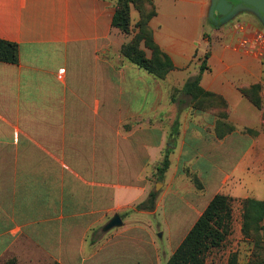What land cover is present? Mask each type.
<instances>
[{
	"label": "crops",
	"instance_id": "crops-1",
	"mask_svg": "<svg viewBox=\"0 0 264 264\" xmlns=\"http://www.w3.org/2000/svg\"><path fill=\"white\" fill-rule=\"evenodd\" d=\"M155 3L150 26L175 65L167 78L179 75L184 86L200 72L196 50L209 43V0L183 11ZM114 13L112 0H0V38L19 46L18 63L0 62V264H165L221 192V171L210 159L220 141L229 156L241 157L229 175L233 212L237 197L264 200V173L252 158L264 144L262 119L239 91L262 78L259 56L241 43L258 24L244 18L220 38L212 35L201 79L227 97L230 121L246 132L219 138L209 130L216 118L195 114L197 123L182 129L186 139L168 143V129L152 123L159 84L121 54L133 34L113 26ZM182 95L175 101L187 102ZM130 120L146 122L131 127ZM186 163L203 191L181 194L163 180ZM156 171L163 182L152 180ZM151 192L154 207H140ZM116 214L122 226L105 231ZM187 215L189 229L175 243ZM161 229L163 246L155 238Z\"/></svg>",
	"mask_w": 264,
	"mask_h": 264
},
{
	"label": "rangeland",
	"instance_id": "rangeland-1",
	"mask_svg": "<svg viewBox=\"0 0 264 264\" xmlns=\"http://www.w3.org/2000/svg\"><path fill=\"white\" fill-rule=\"evenodd\" d=\"M114 4H116L117 0H112ZM154 1V0H153ZM161 11L172 9L174 11H183V10H195L199 4L200 0H155ZM154 1V3H155ZM236 4H240V2H237ZM156 5V3H155ZM242 5V6H241ZM236 11L230 15L227 18H224V16L218 15L216 12L212 14V7H213V0H209V5L207 12L205 14L204 19V33L203 38H206L208 42L202 41L203 44L201 45L200 51L201 53H198V49L196 50V53L194 54V59L192 63L199 66L202 64V62L205 59V56L207 53H209V58L212 53V43L211 37L212 35H216V38H220L221 35L231 26L234 24H237L238 22H241L244 18H250L253 22L258 24L259 29L258 31H262L264 33V16L257 13L247 4H241ZM244 5V6H243ZM157 6V5H156ZM158 9V8H157ZM140 18V12L139 10L132 4L131 7V29L132 34L134 35L136 28V23ZM257 31V30H256ZM148 55L151 54V51L148 48H145ZM258 57V56H257ZM209 58L207 59L208 66L210 68L209 64ZM260 59L259 65H260V72L262 74V78L259 82L252 83L250 85H242L239 86V91L242 93L241 89L244 87H249L251 85H260V87L253 93L254 97L259 98L260 100V106L255 105V103L252 101V99L242 93V95L245 97V100L252 106V108L258 112L262 119V128H264V56L258 57ZM139 68V67H138ZM143 70V69H142ZM144 71V70H143ZM182 83L183 78H181L179 75H173L169 78L163 79V81L156 79V85L159 84V91H160V98L158 101V104H155L153 109L151 110L152 113L157 112V115L154 116L155 119H152V123L162 125L166 129H168V143L172 142L173 139H175L177 142H181L186 137L184 136V132L182 133V129L184 128L185 124L188 125L190 121L197 123V118L195 117V114H210L213 115L217 123L219 120H221L222 125L220 127L221 131H225L227 129V124H231L234 126L235 129H238L239 131L242 130V128H237V126L230 121V117L232 115V108L230 105L229 100L227 97H225L223 94L217 93L221 98H214L213 100H209L204 102V105L207 108V111H202L196 109L191 103V98L187 97V102L178 103V101H173V97L176 98V100H180V98H183L185 100L182 93ZM170 87L169 92L167 93V89ZM210 91V90H209ZM214 92V91H212ZM226 101L227 106L223 103V101ZM181 102V101H180ZM151 109V108H150ZM212 112V113H211ZM227 113L228 116L224 117L223 114ZM143 122H146V120H130L129 125L133 127L134 125L141 124ZM225 123V124H224ZM217 125V124H216ZM179 130L178 133L175 132L174 129ZM181 129V131H180ZM252 135H257L259 131L257 129H249L247 128ZM210 131H214L216 133V127L213 129H209ZM244 129L242 130V132ZM246 132V131H244ZM210 141V139H204ZM243 145V143H242ZM167 144L164 148V152L167 149ZM229 150L226 148V146L221 145L218 148V154L213 152L210 158V155L207 156L213 160V162L217 165L218 170L221 171L220 174V180H219V191L223 194H230L231 190V183L229 178V175L231 172V166L232 163H234L236 160H241V157L229 156ZM217 156H215V155ZM255 155V170L257 172H260L262 175L264 173V144H262L261 148L258 149L257 153L252 155ZM196 169L193 168L192 163H186L183 166L177 165L173 168V171L171 174L165 175V178L163 180L170 182L172 189L178 191L179 193L183 194L185 192H188L192 189H196L198 191H203L205 189V185L200 178V175L198 174ZM150 172V170H149ZM194 178H198L199 181L202 183L203 188H198V184ZM214 179H216L214 177ZM154 182H163L159 179V173L156 171L154 174V177L152 178ZM163 186L159 188V192L162 191ZM237 203H236V209L234 213V220H233V231L232 234L227 238V240L218 248L212 249L208 256H207V262L206 264H228L229 258L231 254L237 253L239 258V264H247L251 258H253L254 254L260 255V257H264V233L263 238L260 240L261 244L259 247L255 244L254 239L251 237H247L242 232V223H243V212H242V199H238L237 197ZM242 200V201H241ZM186 224L183 226L180 230H178L177 234L174 237V242L178 243L180 236L182 235L184 229L185 231L189 229V225L192 221V216L187 215ZM162 229L155 234V238L158 240V243L163 245H166V237L164 239L160 238L162 234ZM166 235V234H165Z\"/></svg>",
	"mask_w": 264,
	"mask_h": 264
},
{
	"label": "trees",
	"instance_id": "trees-1",
	"mask_svg": "<svg viewBox=\"0 0 264 264\" xmlns=\"http://www.w3.org/2000/svg\"><path fill=\"white\" fill-rule=\"evenodd\" d=\"M132 4L139 10L140 18L136 23L137 30L132 39L122 45L121 54L125 59L143 69L149 75L163 80L175 69V65L170 55L156 42L154 31L150 26V21L158 14L154 1L117 0L116 4H114L113 26L126 33L132 32ZM145 48L151 51L150 55H148ZM208 58L209 53L206 54L204 61L200 65L199 74L189 78L181 89L182 94L191 98L190 103L196 109L202 111H207L204 102L214 98H221L215 92L205 89L201 84L202 73L209 69ZM0 62H19V46L16 42L0 38ZM259 87V84H254L241 89L242 93L249 96L257 106H260V100L254 97L253 93ZM175 100L176 98L173 97V101ZM223 103L227 106L225 100ZM223 116L227 117L228 114L224 113ZM222 123L219 120L216 125V134L219 138H223L235 130L233 125L226 123L227 129L221 131ZM169 165V154H166L159 170L164 173ZM194 180L199 183L198 188L202 189L203 186L199 179L194 178ZM156 198L157 193L151 192L149 199L141 204L140 207L152 209ZM233 210V198L223 193H217L165 264H206L209 252L214 248L220 247L232 234ZM242 212V232L247 237L254 239L255 244L259 247L264 233V200L255 198L244 199L242 201ZM228 264H239L237 253L231 254ZM247 264H264V257H260L256 253Z\"/></svg>",
	"mask_w": 264,
	"mask_h": 264
},
{
	"label": "water",
	"instance_id": "water-1",
	"mask_svg": "<svg viewBox=\"0 0 264 264\" xmlns=\"http://www.w3.org/2000/svg\"><path fill=\"white\" fill-rule=\"evenodd\" d=\"M240 4L234 5L228 0H213L212 14L216 12L224 18L232 15L241 4L249 5L251 9L264 16V0H235ZM242 6V5H241ZM244 6V5H243ZM123 221L119 214L114 215L111 220L105 225L104 230L109 231L112 228L122 226Z\"/></svg>",
	"mask_w": 264,
	"mask_h": 264
},
{
	"label": "built area",
	"instance_id": "built-area-1",
	"mask_svg": "<svg viewBox=\"0 0 264 264\" xmlns=\"http://www.w3.org/2000/svg\"><path fill=\"white\" fill-rule=\"evenodd\" d=\"M241 43L243 46H248L257 56L264 54V33L262 31L257 30L251 39L245 38Z\"/></svg>",
	"mask_w": 264,
	"mask_h": 264
},
{
	"label": "flooded vegetation",
	"instance_id": "flooded-vegetation-1",
	"mask_svg": "<svg viewBox=\"0 0 264 264\" xmlns=\"http://www.w3.org/2000/svg\"><path fill=\"white\" fill-rule=\"evenodd\" d=\"M230 3H233L234 5H236V3L238 2V1H235V0H228Z\"/></svg>",
	"mask_w": 264,
	"mask_h": 264
}]
</instances>
